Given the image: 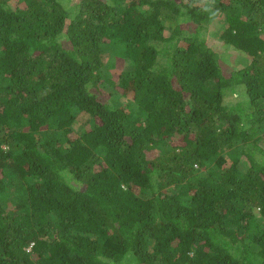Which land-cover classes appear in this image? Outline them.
Returning <instances> with one entry per match:
<instances>
[{
	"label": "trees",
	"instance_id": "1",
	"mask_svg": "<svg viewBox=\"0 0 264 264\" xmlns=\"http://www.w3.org/2000/svg\"><path fill=\"white\" fill-rule=\"evenodd\" d=\"M0 264H264V0H0Z\"/></svg>",
	"mask_w": 264,
	"mask_h": 264
},
{
	"label": "rangeland",
	"instance_id": "2",
	"mask_svg": "<svg viewBox=\"0 0 264 264\" xmlns=\"http://www.w3.org/2000/svg\"><path fill=\"white\" fill-rule=\"evenodd\" d=\"M209 40L215 41V42L217 41L216 46L219 44V42H218V40L216 39L215 36H213V38H211ZM218 49H221L220 51L223 53V56L226 55V56H224V58H228L226 60L227 67L231 68V66L235 65V63H237V64L241 63L242 59L240 58L241 56H240V53H238V50H235V49H232V48L231 49H228V48L222 49L221 47H218ZM81 120H83V118ZM81 120L78 119L76 124L79 125Z\"/></svg>",
	"mask_w": 264,
	"mask_h": 264
}]
</instances>
